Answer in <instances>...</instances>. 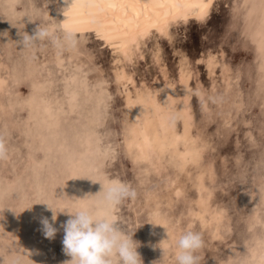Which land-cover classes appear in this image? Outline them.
Returning a JSON list of instances; mask_svg holds the SVG:
<instances>
[{"label": "rangeland", "instance_id": "rangeland-1", "mask_svg": "<svg viewBox=\"0 0 264 264\" xmlns=\"http://www.w3.org/2000/svg\"><path fill=\"white\" fill-rule=\"evenodd\" d=\"M214 1L204 19H181L168 34L153 29L128 63L84 22L89 0H0V136L8 149L0 264H65L60 225L68 215L59 211L85 206L134 233L143 264H175V242L188 230L203 235L202 264H264V0ZM38 25L57 37L71 29L79 43L22 49L19 34ZM124 63L128 83L118 73ZM183 70L199 159L183 165L173 147L138 157L127 142L128 93L168 82L181 94ZM110 180L136 198L98 207ZM44 203L58 212L51 240L41 231L40 219L53 215Z\"/></svg>", "mask_w": 264, "mask_h": 264}, {"label": "bare ground", "instance_id": "bare-ground-1", "mask_svg": "<svg viewBox=\"0 0 264 264\" xmlns=\"http://www.w3.org/2000/svg\"><path fill=\"white\" fill-rule=\"evenodd\" d=\"M213 1L89 0L90 14L84 18V22L103 35L105 42L118 52V57H116L119 60H128L129 63V61L132 62L131 60L136 54L135 49L143 43L147 35L150 36L149 33L153 29L159 34H168L172 24H178L181 19L187 20L190 17L204 19L209 14ZM215 1L217 2V0ZM163 36L166 37V35ZM126 65L124 63L118 73L119 77L128 83L133 78ZM188 79L187 71H181V94H177L168 82L158 86L156 91L143 89L136 93V96L128 93L127 103L132 114V123L127 142L131 149L137 151L138 157L149 158L153 151L163 153L166 149L173 147L183 165L190 161L196 162L199 159L200 149L196 146L191 134L193 117L189 110V98L192 89ZM158 93L161 96H158ZM179 100L182 103L177 108ZM177 117L182 118L181 131L176 127ZM180 140L184 142L183 149L179 148ZM202 211L204 210L202 209Z\"/></svg>", "mask_w": 264, "mask_h": 264}, {"label": "clouds", "instance_id": "clouds-1", "mask_svg": "<svg viewBox=\"0 0 264 264\" xmlns=\"http://www.w3.org/2000/svg\"><path fill=\"white\" fill-rule=\"evenodd\" d=\"M19 35L18 44L22 49H34L45 40H50L62 49L75 48L79 43L76 32L71 29H66L62 37H57L49 28L38 25L32 34L23 32ZM7 156L5 139L0 136V160L7 159ZM136 196V190L130 185L110 180L97 206L115 207L126 199H135ZM44 204L53 215L52 222L47 217L40 219L41 231L45 238L51 240L59 231L54 226L58 212L49 204ZM59 212L68 215V219L60 225L64 232L63 252L71 257L65 264H143L137 251L139 243L133 239L134 233L121 230L116 219L87 206L75 212L68 209ZM204 247L202 233L193 230L182 233L175 242V264H202L200 252ZM164 251L163 249V253ZM9 264H22V261L19 257H13Z\"/></svg>", "mask_w": 264, "mask_h": 264}]
</instances>
